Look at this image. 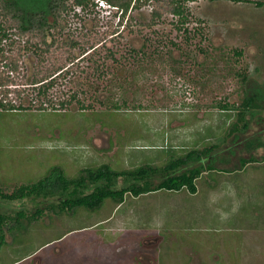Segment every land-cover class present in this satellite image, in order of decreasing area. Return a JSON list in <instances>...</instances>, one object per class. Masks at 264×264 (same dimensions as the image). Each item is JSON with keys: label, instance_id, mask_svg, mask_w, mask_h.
Instances as JSON below:
<instances>
[{"label": "rangeland", "instance_id": "374dc122", "mask_svg": "<svg viewBox=\"0 0 264 264\" xmlns=\"http://www.w3.org/2000/svg\"><path fill=\"white\" fill-rule=\"evenodd\" d=\"M9 1L0 0V24L7 30L12 24ZM15 3L21 8L40 7L32 0ZM186 6V19L171 13L154 19L152 0H141L140 7L124 19L104 2L72 11L63 34H87L85 47L96 41V33L120 27L121 36L108 44L128 67L121 77L126 94L118 86L114 90L116 97H126L129 103L114 109L94 99L96 108L88 110L78 104L66 111L0 110V193L35 183L55 166L70 178L102 163L115 170L147 164L163 167L180 155L173 154L168 144L178 127L172 123L177 111L216 114L227 103L230 122L242 124L238 114L249 87L244 78L250 85L257 81L264 87V0H194ZM8 43L4 42L5 47ZM144 44L145 50L139 51ZM100 47L96 56L105 54ZM35 59L33 52L22 58L28 67ZM85 80L84 97L93 102L89 98L95 93L93 77L86 74ZM104 84V80L99 84V97L107 94ZM247 117L252 120L253 114ZM185 120L199 121L190 114ZM254 121H250L252 131ZM203 125L213 132L212 120ZM260 139L264 142V134ZM158 144L167 147L152 146ZM253 164L247 172L258 167ZM233 176L227 183L219 179L214 191L207 185L198 186L201 192L197 195L160 190L126 196L117 212L111 198L95 210L78 206L56 214L47 207L37 220L23 218L11 231L5 228L0 264H101L104 254V264H116L120 256L118 264H123L125 255L147 252L149 246L158 264H260L255 236L243 242L242 237L250 233L232 227L238 218L248 217L246 213L251 221L259 219L258 214L263 222L264 198L258 201L259 184L250 176L242 186ZM33 202L0 196V214L8 216L7 222L21 209L32 214ZM257 205L261 211L252 209ZM225 222L232 224L230 229ZM133 240L138 242L133 248L136 252H131Z\"/></svg>", "mask_w": 264, "mask_h": 264}, {"label": "trees", "instance_id": "16d2710c", "mask_svg": "<svg viewBox=\"0 0 264 264\" xmlns=\"http://www.w3.org/2000/svg\"><path fill=\"white\" fill-rule=\"evenodd\" d=\"M140 1L32 0L40 7L22 5V8L15 3L16 0L6 2L12 24L9 31L0 24V110L66 111L73 104H78L81 110H88L96 108L94 99L99 100L101 106L114 109H120L123 103L128 104L127 98L116 97L114 90L116 86L124 89L125 79L123 81L121 77L127 73L128 67L123 66L118 50L108 44L121 36L120 27L113 31L104 30L99 35L96 33V41L87 47L84 46L87 34L65 36L63 33L68 25L67 17L72 11L76 13L77 8L87 9L104 2L116 8L124 19L140 7ZM189 1L194 0H152L154 19L163 13L186 19V3ZM6 40L9 41L7 47L4 45ZM100 46L105 50L104 56H96ZM140 48L139 51H144L146 45ZM31 52L35 53L36 59L28 67L22 58ZM86 74L93 77L95 93L89 96L93 102H87L88 98L84 97ZM95 79L100 85L101 81L106 82L105 96L97 95L100 85ZM244 81L249 87L242 102L243 109L238 114L242 124L238 121L231 123L220 145L192 149L171 159L163 167L147 164L115 170L104 163L97 168H83L78 177L70 178L62 167L55 166L35 183L22 184L11 193L1 192L0 196L7 200L34 201V210L28 214L21 209L15 217H10L9 222L7 215L0 214V247L5 242V228L11 231L14 226L21 225L23 218L37 220L47 207L61 214L72 212L78 206L98 209L107 198L121 203L128 194L138 196L159 189L180 190L185 187L195 192V179L203 171L238 169L264 160V142L260 139L264 134V112L260 113V110L264 111V87L257 81L251 85L249 80L244 78ZM123 93L126 94L125 89ZM220 106L223 110L231 109L227 103ZM248 113L255 119L254 131L250 128L253 119L247 117ZM249 130L251 134H247ZM259 149L263 150L260 155L257 153Z\"/></svg>", "mask_w": 264, "mask_h": 264}, {"label": "crops", "instance_id": "0c3cea01", "mask_svg": "<svg viewBox=\"0 0 264 264\" xmlns=\"http://www.w3.org/2000/svg\"><path fill=\"white\" fill-rule=\"evenodd\" d=\"M218 113L213 114L214 112H204L200 115L197 114L195 111H177L179 114L177 117H175V119L173 120V124L177 129H174V137L172 139V141L170 140L168 144H171V147L169 148L173 154H180L178 157L185 155L187 152H189L192 149H196V150H203L205 148H212V146H214V144H219L222 142V140L224 139V136L227 133V130L229 128V125L231 124L230 119H232L231 114L228 110H223V109H217L216 110ZM163 112V111H161ZM182 113V114H180ZM224 113V114H222ZM188 114L194 116L195 120H199L197 121L198 123L193 124L191 121L185 120V118H187ZM218 115V116H217ZM225 115V116H223ZM210 120L213 121L214 123V130L211 133V131L207 132L204 128V122L207 123ZM201 126V127H200ZM199 129H196L198 128ZM203 127V128H202ZM211 130V129H210ZM225 130L224 134L223 131ZM215 133V134H214ZM166 140H165V144H166ZM152 145L154 148L156 147H167V145ZM177 158V157H175ZM173 159V158H171ZM253 163H258L257 168H253V170H249L248 171V167L249 166H255ZM104 164V163H102ZM109 164V163H108ZM264 164V160L259 161V162H252V163H248L246 164L244 167L238 168V169H211V170H206L203 171L196 179H195V186H196V191L192 192L190 191L188 188H182L180 190H169V189H159V190H155V191H160V190H168V191H187L191 194H196L201 192L198 186H202V185H207L209 186V188L211 189V191H214V188H216L219 183L218 181L221 180V182L223 180H226L225 183L229 182V177L231 175H235L233 177H238L237 181H239L240 186H242L243 184L247 183V179L248 176H250L253 180V182H256L257 184H259V186H256V192L259 193L260 198L258 199L259 202H262L263 198H264V169L260 168L261 165ZM101 165V164H100ZM110 165V164H109ZM152 165V164H151ZM111 166V165H110ZM137 167V166H136ZM114 169V168H113ZM220 179V180H219ZM234 183V182H233ZM261 184V186H260ZM221 185H223V183H221ZM222 187V186H221ZM155 191H149L146 193H151V192H155ZM146 193H142L140 195L146 194ZM138 195V196H140ZM126 196H135L132 194H128ZM135 196V197H138ZM262 198V199H261ZM126 199V197H125ZM261 199V200H260ZM114 201V200H113ZM125 204V200L122 201L121 203H117L115 202V207H114V211H119L120 208ZM255 211H261V208L259 207V205L257 206H253L252 208ZM127 213H124L123 215H126ZM246 215L249 217H245L243 219L238 218L236 220V226H233V229H239V230H243L244 232L246 231L250 233V237H242V241L245 242V240L247 239H251V236H255V240H258L259 244H257L255 252H257V260H259L258 262L260 264H264V221H261V218L258 214H256V217H258L259 219H255L251 221L250 219V214ZM129 218V216H128ZM226 226L231 227V223H226ZM231 228V229H232ZM230 229V228H229ZM163 241V239H162ZM131 250H133L134 246L138 243L136 240H133L131 242ZM147 243H151V240H149V238H147ZM154 243V242H153ZM139 245V244H138ZM254 246V247H255ZM119 247V245H118ZM242 249V248H241ZM147 252L145 251L142 255V258L147 259L148 260V264H158V259L156 258V256L154 255V249L149 246L146 247ZM237 251H240V248L237 249ZM243 253L245 252V248L243 247ZM242 254V256H245V254ZM250 257V256H248Z\"/></svg>", "mask_w": 264, "mask_h": 264}, {"label": "flooded vegetation", "instance_id": "af4514ba", "mask_svg": "<svg viewBox=\"0 0 264 264\" xmlns=\"http://www.w3.org/2000/svg\"><path fill=\"white\" fill-rule=\"evenodd\" d=\"M134 251L135 250H131V252H134ZM137 252L135 254H133V255H125V257H124L125 263H123V264H148V260L142 258V255H144L143 253L145 252V250H143L141 252L140 251H137ZM105 258H107V256H105V254H104V260L101 261V264L106 263L105 262ZM120 260H121V256L117 257L116 258V264H118ZM94 262H96V261H94Z\"/></svg>", "mask_w": 264, "mask_h": 264}]
</instances>
